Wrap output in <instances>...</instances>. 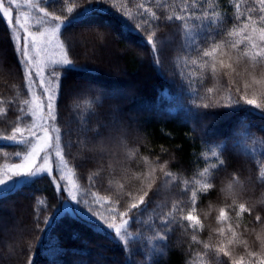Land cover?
<instances>
[{
	"label": "trees",
	"instance_id": "16d2710c",
	"mask_svg": "<svg viewBox=\"0 0 264 264\" xmlns=\"http://www.w3.org/2000/svg\"><path fill=\"white\" fill-rule=\"evenodd\" d=\"M37 2L50 17H74L70 26L62 28V34L58 33L60 43L66 42L64 51H68L77 67L66 73L59 89L56 88L57 124L62 130L72 132L85 118L89 128L109 125L100 128L103 135L97 138L104 143L90 145L93 151L83 153L88 159H81L82 152L76 144L64 150L79 189L78 198L94 205L93 210L106 216L109 223L118 224L119 216L113 221L110 209L124 212L142 194L136 191L141 187L140 182L130 181L132 171L146 170L142 157L147 156L153 162L159 158L160 164L168 161L166 171L172 172L176 179L164 178L157 171L161 177L157 181L158 192L150 193L147 207L133 214L135 218L128 228L129 232L143 234V238L133 236L140 243L130 249L117 242L114 232L112 235L101 233L79 215L58 214L63 192H57L47 175L1 191L0 264H29L30 261L34 264H202L197 253L204 251L203 245L193 242V235L199 241L215 244L219 238L213 235V229H227L228 224L239 223L249 229L243 238L250 243L255 240L256 233L251 229L260 232L264 227L253 222L257 214L264 216V181L258 180L264 171V117L225 107L230 95L227 77L218 81L207 78L202 86L199 84L192 75L198 68L188 62L196 53L186 47L182 22H160L157 44L161 40L165 43L159 54V65L153 63V54L146 43L147 32L156 24L146 9L151 8L158 16L182 15L179 9L184 0H107L92 4L85 11L80 10L89 0ZM188 2L191 4V0ZM196 3L198 14L204 10L221 14L222 23L212 26L222 29L221 35L233 27L236 15L243 13L241 18H246L247 7L251 6V0H196ZM237 3L241 5L240 13L236 11ZM145 21L150 24H144ZM137 24H144V28L137 31ZM216 38L219 40L221 36ZM190 76L195 83H190ZM14 86H18L19 94ZM210 87L214 92L207 94L206 89ZM196 88L205 99L193 95L190 89ZM13 96H17V104L6 116L0 115V136L11 135L14 127L23 126L30 117V105L24 106L23 112L19 110L20 101L30 100L27 82L10 28L0 14V99ZM232 98L239 99L236 95ZM248 98H253L251 92ZM256 99L261 100L259 96ZM202 103L216 106L195 107ZM90 112L96 115H89ZM17 116L24 118L17 121ZM113 117L117 118L115 123ZM64 139L75 141L77 137ZM129 149L138 150L135 160L140 161V167L131 163L126 176ZM213 151L216 156L212 155ZM25 152L23 144L0 140V178L4 168L21 161ZM221 160L223 165L210 167L219 165ZM206 168L209 169L206 176H211L214 187L200 196L194 213L204 224L203 231L194 232L188 222L179 220V213L174 223L162 226V217L172 210L174 201H183L184 214L191 209L188 201L191 189L182 195L183 181L203 182L205 177L199 174ZM110 179L124 183V189H119L115 182L110 185ZM126 192L132 196L124 195ZM234 198L237 206L246 203L252 207L251 215L245 213L237 218L233 211L231 220L218 223L219 208L232 204ZM116 201H119L118 207ZM156 232L167 233L166 239H153ZM258 248L257 244L254 250ZM241 255L251 259L242 245L236 249L235 258Z\"/></svg>",
	"mask_w": 264,
	"mask_h": 264
},
{
	"label": "snow or ice",
	"instance_id": "6c2138e0",
	"mask_svg": "<svg viewBox=\"0 0 264 264\" xmlns=\"http://www.w3.org/2000/svg\"><path fill=\"white\" fill-rule=\"evenodd\" d=\"M106 2L107 0H89V3L80 11L87 10L92 4H103ZM29 3L33 8H38L39 12L43 13L44 16H49V13L45 12L44 8H40L38 4L32 3V0H29ZM12 5L19 7L17 0H0V14L8 21L11 39L19 56V63L24 67L26 72L25 81L27 82L32 78V82L27 84V92H32L33 84H36L37 79L39 80V84L36 86L40 89V95L37 97L38 102L27 99L20 101L19 110L23 112L24 106L32 105L31 115L33 117H36L38 112H43V115L40 116L39 123L33 120L25 128L17 125L12 129L11 135L0 136V140H8L17 145L23 144L30 146V151L25 155L24 159L29 160L31 158L27 165H13V168H19L21 170L13 171L11 175L0 179V188L7 189L9 185H15L22 181L34 182L35 179L43 178V176L47 175L51 178L58 193L63 191L68 192V196L72 201H75L77 208L85 211L84 206H87L85 215L88 217L87 223L90 226H94L101 233H107L108 235H112L114 232V238L124 248L130 249L133 244L139 245L140 241L133 240V236L143 238V234L141 232L133 233L128 231L131 221L135 218L133 214H138L143 208L147 207L150 202V193L158 192L159 186L157 181L161 178L157 175L158 170L164 178L171 177L172 179H176L172 172L166 171L169 162L166 161L164 164H160L159 158L155 162L151 161L147 156L141 158L146 170L132 171L130 181L140 182L141 187L136 189V191L142 192V194L139 195L136 202L129 203L127 210L124 212L117 213L116 208L110 209L113 213V221H115L117 215L119 216L120 223L118 224L115 222L109 223L106 216L93 210L94 205L89 204L88 201H81L74 195L70 187L66 186L65 177L61 174V169L56 167V159H59L64 167L67 168L68 161L65 160L64 150L70 149L73 144L80 147L82 152L81 159H88L83 153L93 151V147H90V145L95 146L97 143H104L102 139L98 140L97 138L103 135L100 128H108L109 125L97 124V126L89 128L87 118H85L75 132H72L71 129H61L57 124V95L52 89V83L53 81L56 82V88L58 90L62 77L66 73L76 70L77 66L69 58V53L66 50L60 59L48 61L45 69L36 72L33 78L32 70L28 66L35 63L36 58L35 55H30V52L34 53L37 51L41 43L37 37L45 36V33L38 30H31L27 21L22 24L20 16L13 15L14 9ZM235 7L237 13H240L241 5L237 3ZM209 8L211 9V5ZM69 11L72 12L73 10L69 9ZM179 11L183 14L177 15L173 13L172 15L165 16L161 14L158 16L151 8L146 9V12L151 14L152 20L156 21V24L152 25L153 30L148 31L146 35V43L153 54V63L155 65L160 64L159 54L165 43L164 40H161L160 45L158 46L157 44V40L159 39L157 30L160 27V22L180 21L182 22L184 37L187 41L186 47L189 51H195L196 53L195 58H191L188 62L198 68V72L192 75L197 77L199 84L202 86L207 78L218 81L221 78L227 77L230 95L228 97L229 103L225 107H228L230 110L246 111L253 115L264 117V0H251V6L247 7L246 18H241L244 15L243 13L236 15L233 27L227 32H223L222 35V29L212 28L213 25L222 23L220 13L204 10L198 14L196 0H191V4L188 0H184L183 6ZM73 18L71 16L51 17L55 23V27L51 29L52 35L55 36L57 33L62 34L61 29L70 26V21ZM189 21H192V23L189 24ZM39 23H41L40 20L37 21V24ZM144 24H150V21H145ZM144 24H137L135 26L137 31L144 28ZM145 31L147 30L145 29ZM217 36H221V38L217 40ZM51 43H53L52 39H47L46 44ZM58 47L65 49L66 42L59 43ZM48 64L52 65L50 70L47 68ZM45 74L49 77L47 82L43 80ZM195 82L190 76V83ZM14 87H17V94H19L18 86ZM233 89L234 93L232 91ZM190 91L198 99L203 100L206 98L200 96L199 88L190 89ZM213 92L214 89L211 87L206 89L207 94H212ZM249 92H251L253 98H248ZM233 95L238 96L239 99H233ZM257 96L261 98L259 102L256 99ZM207 99L210 100L211 96L208 95ZM16 104L17 96L0 99V105H4L0 107V115L6 116ZM214 106L216 105L210 103L195 105L197 108L204 109ZM89 115H96V113L90 112ZM23 118V116H17L16 119L20 121ZM116 121L117 118L113 117V123ZM25 131L28 133L27 136L24 135ZM17 134H19V139H17ZM72 135L77 137L75 141L64 139L65 136L70 137ZM137 151L129 149L126 154V158L130 162L129 166L124 170L126 176L130 171L131 163H135L137 168L140 167V161L135 160ZM212 155L216 156L217 153L213 151ZM16 156L19 157L20 154L16 153ZM37 158L42 161L41 164H37ZM223 164L224 161L221 160L219 161V165H212L210 167L214 169ZM155 165H158L159 169ZM69 171H72V169ZM208 173L209 169L206 168L204 172L199 174L201 177H205L203 182L199 179L195 181L185 179L183 181L184 187L181 189L182 195L187 194L191 189L190 196H188L191 209L187 210L186 214H184L185 208L182 207L183 201H174L172 210L169 213H165L162 217V226L168 223H174L177 219L176 213H179V220L188 222L190 229L194 232L203 231L204 224L200 217L194 213L196 212L200 196L206 195L214 187V184L211 182V176H206ZM258 180L264 181V171H261ZM145 181H147L146 184ZM114 182L117 183L119 189H124V183L109 180L110 185ZM72 183V181L68 182L69 185ZM193 185L195 186L193 187ZM228 188L230 191L232 190L231 183L228 185ZM232 194L235 195L234 192ZM92 195L95 197L94 193ZM124 195L131 197L132 193L126 192ZM63 202L67 203V201ZM96 202L100 203V201ZM105 203H111V201H105ZM116 206H119V201H116ZM209 208L211 210L212 206L210 205ZM233 211L235 212V217L242 218L245 213L251 215L253 209L246 203H239L237 206V201L234 198L232 204H226L224 207L219 208V214L216 217L217 222L223 224L231 220L230 213ZM204 215L207 217L208 213ZM125 217L128 218L125 219ZM253 222L264 225V216L257 214ZM236 229H241V231L238 232ZM248 231L247 226L242 227L239 223L235 225L228 224L227 229L224 227L213 229V235L219 238L215 244L199 241L196 235H193L191 239L193 242L203 245L204 251L197 253L202 264H264V227L261 228L260 232H256L255 228L251 229L252 232L256 233L255 240L251 243L243 238ZM166 236L167 233L161 234L156 232L153 239L161 241L166 239ZM257 244L259 248L258 250H254ZM241 245L245 249L246 256L251 259L246 260L244 255H241L238 259L235 258L236 249ZM29 264H34V262L30 261Z\"/></svg>",
	"mask_w": 264,
	"mask_h": 264
},
{
	"label": "rangeland",
	"instance_id": "374dc122",
	"mask_svg": "<svg viewBox=\"0 0 264 264\" xmlns=\"http://www.w3.org/2000/svg\"><path fill=\"white\" fill-rule=\"evenodd\" d=\"M32 3H36L39 5L37 0H32ZM17 4L19 5V7H16V5H12V7L14 9L13 15L14 16H20L22 24L25 23V21H27V24L29 25L31 30H33V31L38 30L40 32L45 33V36H38L37 37L38 41L41 42L37 51L34 53L30 52V55H35V58H36V62L31 64L30 66H28L31 68L32 73H33V78H34L36 72L40 71L41 69H45V66H46L48 61L54 60V59H60L63 52H64V49H61L60 47H58V44L60 43L59 38H58V33L55 36L52 35L51 29L55 27V23L53 22V20L51 19L50 16H44L43 13L39 12L38 8H33L31 6V4L29 3V0H17ZM6 6H7V3H6ZM39 7H40V5H39ZM5 20L7 21L6 18H5ZM38 20H40L41 23L37 24ZM7 24H8V21H7ZM8 26H9V24H8ZM47 39H52L53 43L46 44ZM50 67H52V65L48 64L47 65L48 70ZM23 69H24V67H23ZM24 74L26 75L25 69H24ZM48 79H49V77L47 76V74H45L43 76V80L45 82H47ZM31 82H32V78H30L29 81H27V84L31 83ZM38 84H39V80L37 79L36 84H33L32 92L29 93L30 101L38 102L37 97H39V95H40V89H38L36 86ZM45 86H47V84H45ZM52 89L56 93V82L55 81H53V83H52ZM29 108H30L29 109L30 110L29 111L30 117L28 118L27 122L23 126H20L21 128H25L26 126L30 125L33 120H35L36 123H39L40 122V116L43 115V112H38L37 116L33 117L31 115L32 105H30ZM24 135L25 136L28 135L27 131L24 132ZM17 139H19V134H17ZM29 151H30V146H26V152L24 153L21 161H19L18 163L9 164L8 166H6L4 168V174L2 175V177L0 179L5 178L7 175H11V173L13 171H20L21 170L19 168H13V165H27L30 162L31 158L29 160H25L24 157ZM36 162H37V164L42 163V161H40L39 158H37ZM56 167L61 169V174L65 177L66 186L70 187V190L72 191V193L78 197L79 189H78L77 183L75 181V178L73 176V173L71 171H69L70 169L68 167L65 168L64 165L59 161V159H56ZM69 181H72L73 183L71 185H69L68 184ZM25 182L26 181H22L20 183L15 184V185H9L7 189L0 188V192L1 191H8L9 189L14 188V187H16L22 183H25ZM63 201H67V203H64ZM84 208L86 211L87 207H84ZM85 211H81L80 208H77L75 201H72L71 198L68 196V192L63 191V199H62L61 206L58 210V214L63 213V212H67V213H70L72 215H75V216L79 215L82 218L88 219V217L85 215ZM97 213H99V212H97Z\"/></svg>",
	"mask_w": 264,
	"mask_h": 264
}]
</instances>
